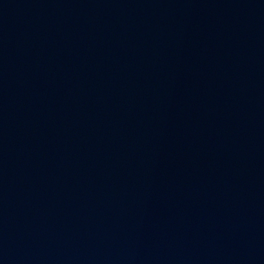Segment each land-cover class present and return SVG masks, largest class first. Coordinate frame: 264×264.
I'll return each mask as SVG.
<instances>
[{
	"label": "water",
	"instance_id": "water-1",
	"mask_svg": "<svg viewBox=\"0 0 264 264\" xmlns=\"http://www.w3.org/2000/svg\"><path fill=\"white\" fill-rule=\"evenodd\" d=\"M0 264H264V0H0Z\"/></svg>",
	"mask_w": 264,
	"mask_h": 264
}]
</instances>
